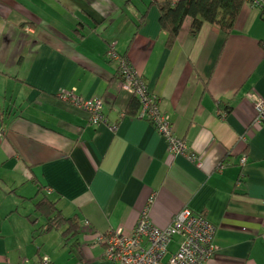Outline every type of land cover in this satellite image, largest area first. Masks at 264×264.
<instances>
[{
  "label": "crops",
  "instance_id": "obj_1",
  "mask_svg": "<svg viewBox=\"0 0 264 264\" xmlns=\"http://www.w3.org/2000/svg\"><path fill=\"white\" fill-rule=\"evenodd\" d=\"M191 20L168 47L151 0H0V264L42 254L53 264H106L96 233L131 232L152 191L157 226L183 207L215 225L208 264H264V121H253L250 96H264V18L245 1L229 34L203 22L192 36ZM111 46L200 165L172 155L138 107L129 110L134 95ZM65 89L100 96L107 123L62 99ZM42 195L76 217L74 232L40 230Z\"/></svg>",
  "mask_w": 264,
  "mask_h": 264
},
{
  "label": "built area",
  "instance_id": "obj_2",
  "mask_svg": "<svg viewBox=\"0 0 264 264\" xmlns=\"http://www.w3.org/2000/svg\"><path fill=\"white\" fill-rule=\"evenodd\" d=\"M252 2L258 6L264 4V0H252ZM107 53L117 62V71L122 78L123 87L139 101L138 116L152 122L155 129L165 137L167 149L172 155L183 153L200 165L201 161L196 154L187 150L186 141L176 136L170 115L160 108L159 98L151 93L130 60L120 55L113 46ZM250 96L255 107L253 121L261 123L264 121V96L257 92H250ZM60 97L85 110L92 123H107L100 96L83 97L74 89H65L60 92ZM111 125L115 126V123ZM245 161L246 155L242 153L239 163L244 164ZM153 197L152 191L147 203L141 208L131 232H125L121 227H110L96 233L95 241L104 246L106 264H208L216 249L215 225L203 214L183 207L173 214L167 225L159 227L149 216V204ZM175 235L179 236V241L175 249L171 250L170 243ZM18 264H53V262L47 254H42L34 262L23 258Z\"/></svg>",
  "mask_w": 264,
  "mask_h": 264
},
{
  "label": "trees",
  "instance_id": "obj_3",
  "mask_svg": "<svg viewBox=\"0 0 264 264\" xmlns=\"http://www.w3.org/2000/svg\"><path fill=\"white\" fill-rule=\"evenodd\" d=\"M158 5L159 23L166 31L165 44L170 47L182 26L186 16L192 18L189 26V34L195 36L203 22H208L216 31L225 34L232 32L240 7L245 1L252 0H151ZM253 3V2H252ZM260 7L261 15L264 18V4ZM259 45L264 51V40H259ZM130 109L134 112L139 101L134 95L130 102ZM138 111L136 115H138ZM263 122V121H262ZM261 122V123H262ZM35 207L45 217L40 226L41 231L67 224L68 230L73 232L78 225L75 216H64L55 206V202L42 195L34 203Z\"/></svg>",
  "mask_w": 264,
  "mask_h": 264
}]
</instances>
